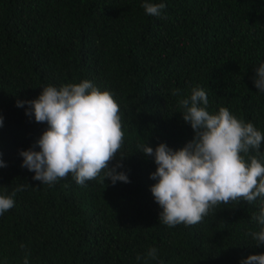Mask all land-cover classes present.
Listing matches in <instances>:
<instances>
[{
	"label": "trees",
	"instance_id": "obj_1",
	"mask_svg": "<svg viewBox=\"0 0 264 264\" xmlns=\"http://www.w3.org/2000/svg\"><path fill=\"white\" fill-rule=\"evenodd\" d=\"M143 2L0 0V194L29 186L0 216V264H23L26 253L29 264H145L150 248L157 259L147 264H240L264 254L249 235L264 227L251 220L259 198L221 205L194 226L160 222L149 178L156 165L138 147L164 143L176 151L193 139L179 101L195 87L208 92L210 113L225 107L264 133V92L252 82L264 63V0H152L165 4L161 17L146 15ZM83 80L119 105L117 156L125 159L117 171L127 184L81 186L71 175L41 184L21 167L19 153L46 124L16 102Z\"/></svg>",
	"mask_w": 264,
	"mask_h": 264
},
{
	"label": "clouds",
	"instance_id": "obj_2",
	"mask_svg": "<svg viewBox=\"0 0 264 264\" xmlns=\"http://www.w3.org/2000/svg\"><path fill=\"white\" fill-rule=\"evenodd\" d=\"M141 6L146 15L153 17H161L165 8L163 2L152 0H144ZM252 82L264 92V63L255 69ZM173 95H180V90L174 89ZM25 105L26 115L46 124L32 148L19 153L21 167L34 173L33 180L53 185L71 175L81 186L96 179L103 183L108 180L112 185L130 182L126 172L117 171L125 159L117 156L124 132L120 108L111 92L101 91L88 80L59 88L49 85L36 99L16 102L18 108ZM208 105V92L200 87L179 101L184 110L181 117L194 133L183 148L173 151L164 143L155 149L147 144L138 146L139 152L152 157L156 165L149 178L156 181L150 192L162 209L159 221L168 227L194 226L221 205H239L241 200L253 203L259 198V213L251 220L264 226V153L260 152L264 133L225 107L210 113ZM2 122L0 117V126ZM5 166L0 160V168ZM26 187L21 185L10 195L0 194V216L15 206L16 192ZM3 188L0 186V190ZM249 235L256 241L255 246L264 245V227ZM20 248L26 245L21 243ZM28 255L23 264H29ZM136 259L142 257L137 255ZM143 259L145 264L157 259V249H148ZM240 264H264V254L250 255Z\"/></svg>",
	"mask_w": 264,
	"mask_h": 264
}]
</instances>
